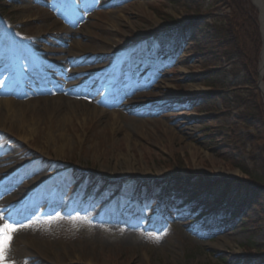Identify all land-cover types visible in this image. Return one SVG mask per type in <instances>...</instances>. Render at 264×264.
Returning a JSON list of instances; mask_svg holds the SVG:
<instances>
[{
    "label": "rangeland",
    "instance_id": "1",
    "mask_svg": "<svg viewBox=\"0 0 264 264\" xmlns=\"http://www.w3.org/2000/svg\"><path fill=\"white\" fill-rule=\"evenodd\" d=\"M241 9L255 17L260 38L250 84L245 60L220 40L239 26ZM0 10V41L15 42L19 52L37 47L51 67L45 78L68 75L64 92L33 89L27 56L12 64L18 83L0 84V100L9 99L17 115L5 121L0 105V179L7 180L0 203L20 209L33 195L42 203L33 224L12 233L6 260L264 264V44L253 0H0ZM241 25L247 50L250 28ZM173 26L186 36L169 52L157 38ZM26 122L36 130L28 134ZM16 167L23 168L10 173ZM92 177L129 181L130 193L146 181L186 195L138 208L99 191ZM204 192L201 213L219 201L237 208L232 218L223 213L225 226H211L218 233L183 207ZM161 209L176 214L164 221Z\"/></svg>",
    "mask_w": 264,
    "mask_h": 264
},
{
    "label": "trees",
    "instance_id": "2",
    "mask_svg": "<svg viewBox=\"0 0 264 264\" xmlns=\"http://www.w3.org/2000/svg\"><path fill=\"white\" fill-rule=\"evenodd\" d=\"M250 9H252L250 7ZM249 9V10H250ZM1 11V10H0ZM242 12H238L237 16L239 21L236 22L235 24H239L238 27H241V24H248L246 25L248 28H250V41H251V47L247 48L245 47V42H244V35H240V33H238L237 28L231 32V30H227L222 38L220 40L222 46H224V48H227L231 54L232 57H235V59H238V57L242 58L243 60H245L246 65L244 63V66L246 67V84H250L254 82V75L256 72V61H257V56H258V51H259V46H260V38H259V33H258V27L255 21V17L251 16V13H248L249 11H243L242 9L240 10ZM231 20V19H230ZM229 20V21H230ZM183 33V32H181ZM178 34H175L173 36H176ZM223 42V43H222ZM223 87H226V85L224 83H222ZM228 88V86H227ZM94 177V176H93ZM91 178L92 181H94L95 183H97L100 186H103L105 188H111L113 190L116 191H120V189L122 188V186L125 184L126 181H109V180H96V178ZM174 180V181H173ZM178 180H181L178 178ZM170 182H175V179L171 178ZM166 183V182H165ZM155 184L152 183L150 184L149 182H143V181H139L137 182V187L139 188L140 192L141 191H148L151 190V186H154ZM173 186H169L168 188H171ZM181 189V188H180ZM183 190V189H182ZM205 192L201 193L200 196H205ZM141 198H143V196H141Z\"/></svg>",
    "mask_w": 264,
    "mask_h": 264
},
{
    "label": "bare ground",
    "instance_id": "3",
    "mask_svg": "<svg viewBox=\"0 0 264 264\" xmlns=\"http://www.w3.org/2000/svg\"><path fill=\"white\" fill-rule=\"evenodd\" d=\"M254 4L257 6L260 15H259V21H260V26H261V31H262V38H263V44H264V0H253ZM4 66V65H3ZM260 77L261 79L264 78V45H263V50H262V54H261V59H260ZM260 87L261 90L264 93V81L260 83ZM0 105L2 106L3 109H6V113L4 115V120L7 122H12L15 117H17L16 112L14 110L11 111V106L12 103L9 99H1L0 100ZM93 109H97L96 107H93ZM2 125L5 124V122H1ZM27 124V122L25 123V125ZM28 127L27 132L28 134L34 132L36 130V126L34 124H30L29 126L26 125ZM28 134H22L21 139L23 141L28 139ZM64 144L60 145L58 147V150L61 151V148ZM126 160L128 161L127 164L128 165H132L131 161L129 159L126 158ZM223 238V237H221ZM226 238V237H225ZM222 241L225 243L226 241H224L222 239Z\"/></svg>",
    "mask_w": 264,
    "mask_h": 264
},
{
    "label": "snow or ice",
    "instance_id": "4",
    "mask_svg": "<svg viewBox=\"0 0 264 264\" xmlns=\"http://www.w3.org/2000/svg\"><path fill=\"white\" fill-rule=\"evenodd\" d=\"M0 219L7 220V217H0ZM25 226V225H21ZM18 231L12 223L0 224V264H6V253L8 251L12 233Z\"/></svg>",
    "mask_w": 264,
    "mask_h": 264
}]
</instances>
